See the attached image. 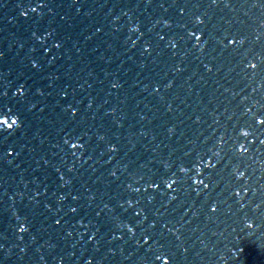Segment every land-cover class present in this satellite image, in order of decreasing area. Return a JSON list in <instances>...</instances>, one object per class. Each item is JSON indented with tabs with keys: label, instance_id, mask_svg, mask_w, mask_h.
Here are the masks:
<instances>
[{
	"label": "water",
	"instance_id": "1",
	"mask_svg": "<svg viewBox=\"0 0 264 264\" xmlns=\"http://www.w3.org/2000/svg\"><path fill=\"white\" fill-rule=\"evenodd\" d=\"M0 264H264V0H0Z\"/></svg>",
	"mask_w": 264,
	"mask_h": 264
}]
</instances>
